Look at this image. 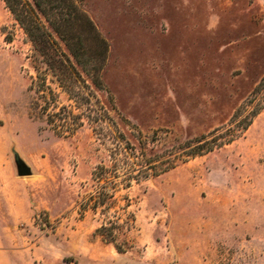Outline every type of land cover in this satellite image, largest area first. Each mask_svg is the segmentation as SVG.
Listing matches in <instances>:
<instances>
[{
  "label": "rangeland",
  "instance_id": "rangeland-1",
  "mask_svg": "<svg viewBox=\"0 0 264 264\" xmlns=\"http://www.w3.org/2000/svg\"><path fill=\"white\" fill-rule=\"evenodd\" d=\"M69 2L20 8L51 33L46 57L0 0V169L31 215L2 247L41 239L45 264H264V0Z\"/></svg>",
  "mask_w": 264,
  "mask_h": 264
},
{
  "label": "crops",
  "instance_id": "crops-1",
  "mask_svg": "<svg viewBox=\"0 0 264 264\" xmlns=\"http://www.w3.org/2000/svg\"><path fill=\"white\" fill-rule=\"evenodd\" d=\"M6 176V172L0 169V264H45V256L41 255L38 243L33 245L34 249H6L2 247L5 241L11 238L25 239L22 230L15 236L14 230L18 228L22 222L30 218L27 206V192L15 189V184L19 181L15 179L10 172ZM24 196V197H23ZM7 228H3V227ZM3 229L11 231L8 234L2 233ZM50 264V263H48Z\"/></svg>",
  "mask_w": 264,
  "mask_h": 264
},
{
  "label": "trees",
  "instance_id": "trees-1",
  "mask_svg": "<svg viewBox=\"0 0 264 264\" xmlns=\"http://www.w3.org/2000/svg\"><path fill=\"white\" fill-rule=\"evenodd\" d=\"M4 1H5L6 5L8 6V8L13 13V15L15 16V18L24 27L27 34L31 38L32 43L35 46L43 45L41 52H42L43 56L49 57V52L47 51L48 50L47 45H53L52 35L44 27L42 20L39 19L35 13L30 14V18L27 20L26 17H28V16L23 15L22 9H20L21 7H27L26 6L27 4H25V0H4ZM32 1L35 5L36 9L39 11V13L43 17H45V19L48 18L49 11H50V13L52 12L53 15H57L58 13L62 14L63 13V6H65L67 4H71V2H69V0L68 1L67 0H32ZM61 9H62V11H61ZM70 24H71V22L68 25H70ZM65 25H67V24H65ZM63 26L61 24H58L57 26L52 27V28H53L55 34L58 36V38L60 40H62L65 43V45H68L70 48V45H71L70 41H72L73 38L68 37V34H67L68 30L66 31L65 29H62ZM80 51H81V49H74L73 55L75 57L80 56L81 55ZM66 63L69 64L70 60L69 59L66 60ZM68 64L64 65L63 60H62L60 67L67 71ZM49 66H52V65L49 64ZM62 83L63 82L61 81V84ZM219 139L218 138L214 139V141H212L211 143L208 141L205 142V145H203V149L201 150L199 148V150H201L200 152L203 153V152L213 151L215 146H217V147L220 146L217 143V142H219ZM195 154H198V153H195ZM117 249H118L119 253H122L120 248L117 247Z\"/></svg>",
  "mask_w": 264,
  "mask_h": 264
},
{
  "label": "water",
  "instance_id": "water-1",
  "mask_svg": "<svg viewBox=\"0 0 264 264\" xmlns=\"http://www.w3.org/2000/svg\"><path fill=\"white\" fill-rule=\"evenodd\" d=\"M12 154H13V160H14L17 176L18 177L31 176L33 174L31 168L20 157V155L17 153V151L14 148L12 149Z\"/></svg>",
  "mask_w": 264,
  "mask_h": 264
}]
</instances>
